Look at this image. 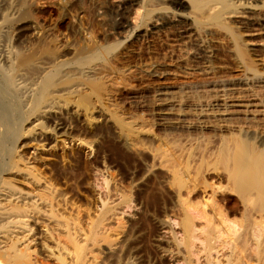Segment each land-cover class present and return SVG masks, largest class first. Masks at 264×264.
I'll return each instance as SVG.
<instances>
[{
  "label": "rangeland",
  "instance_id": "obj_1",
  "mask_svg": "<svg viewBox=\"0 0 264 264\" xmlns=\"http://www.w3.org/2000/svg\"><path fill=\"white\" fill-rule=\"evenodd\" d=\"M33 1L29 21L36 30L22 26L26 21L15 23L0 49L27 52L35 44L34 62L40 66L70 58L86 41H111L125 29L118 22L121 12L109 0H101L103 5L99 0ZM59 75L52 79L58 98L39 120L37 112L28 114L16 144L19 157L2 173L8 192L18 197L0 199L28 211L23 220L27 243L17 242L18 252L35 264H264V226L252 225L255 213H264L256 203L247 204L238 191H211L210 180L198 175L167 176L161 167L152 169L149 154L131 144L154 147V140L123 134L114 116L102 111L107 106L120 117L143 111L124 102L132 89L141 90L138 82L131 88L125 83L129 79L120 87L91 74ZM227 220H240L239 230H229ZM66 222L75 230H67ZM45 229L54 238L46 239ZM56 238L69 255L55 249ZM4 257L0 264L6 263Z\"/></svg>",
  "mask_w": 264,
  "mask_h": 264
},
{
  "label": "bare ground",
  "instance_id": "obj_2",
  "mask_svg": "<svg viewBox=\"0 0 264 264\" xmlns=\"http://www.w3.org/2000/svg\"><path fill=\"white\" fill-rule=\"evenodd\" d=\"M109 1L121 12L118 22L125 28L111 41L101 45L94 39L86 41L70 58L43 66L34 62L35 44L22 53L7 46L0 49V197L8 202L18 197L8 192L2 173L19 157L16 147L24 133L23 122L31 112H37L35 120H39L55 103L56 74L76 72L113 80L115 86L121 87L126 79L133 81L125 82L131 88L134 82L141 85L123 101L145 113L120 117L112 108H101L125 129L123 134L137 138L145 134L154 140V147L131 144L133 150L149 154L152 169L161 167L167 176L206 178L211 191H238L247 204L256 203L264 212V0ZM2 2L0 43L10 41L17 22L26 21L22 26L36 30L35 22L29 21L33 0ZM153 127L156 134L150 132ZM29 197L36 202V196ZM2 201L0 255L7 259L5 264L22 260L35 264L16 248L17 242L27 243L29 229H24L23 220L28 211ZM255 214L252 225L264 226V213ZM227 222L229 230L241 226L240 220ZM65 224L67 230H75L74 224ZM46 229L43 236L51 238ZM53 240L57 251L69 255L59 238ZM14 246L16 250L10 252ZM46 252L54 255L52 248Z\"/></svg>",
  "mask_w": 264,
  "mask_h": 264
}]
</instances>
